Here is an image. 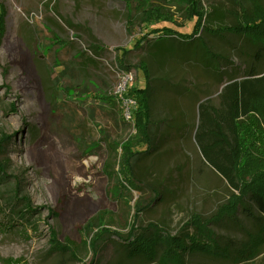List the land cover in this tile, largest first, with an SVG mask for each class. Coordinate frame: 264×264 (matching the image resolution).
<instances>
[{
  "label": "rangeland",
  "instance_id": "374dc122",
  "mask_svg": "<svg viewBox=\"0 0 264 264\" xmlns=\"http://www.w3.org/2000/svg\"><path fill=\"white\" fill-rule=\"evenodd\" d=\"M243 1L201 0L224 19L196 32L189 0H0V264H264V31L225 29L264 0Z\"/></svg>",
  "mask_w": 264,
  "mask_h": 264
},
{
  "label": "trees",
  "instance_id": "16d2710c",
  "mask_svg": "<svg viewBox=\"0 0 264 264\" xmlns=\"http://www.w3.org/2000/svg\"><path fill=\"white\" fill-rule=\"evenodd\" d=\"M239 0H232L233 3L235 4H239V6H241V12H245V7H244V1L243 2H238ZM189 4L191 6V9L193 11V15L197 16V29L196 32L198 31V29L200 28L202 23V20H206L208 23H213L215 21H217L218 23H221L222 20L224 19V13L223 11H221L222 9L220 8H216L215 11H213V13L211 11H207L203 5L201 0H189ZM234 15L237 16V13L234 12ZM225 29L229 30V31H236V32H240V33H244L246 35H253V34H257V33H261L262 31H264V13L263 12H258L257 13V17L256 20H251V18L246 19L244 18V20L240 23V24H232L230 26H225ZM195 32V30H194ZM190 38V37H187ZM186 39V38H185ZM125 97L130 98L132 101H134L135 103H140V104H144L145 101V90L143 89H134L133 91L125 94Z\"/></svg>",
  "mask_w": 264,
  "mask_h": 264
},
{
  "label": "bare ground",
  "instance_id": "6f19581e",
  "mask_svg": "<svg viewBox=\"0 0 264 264\" xmlns=\"http://www.w3.org/2000/svg\"><path fill=\"white\" fill-rule=\"evenodd\" d=\"M18 111L21 112V114H22L24 117H27V114H31V113H32L31 110L28 109L27 106H26L25 104H24L23 106H21V105L18 106ZM28 117H29V116H28ZM4 121H5L6 123H9L11 126H16L15 123H14V119H12V118H11V119H7V120L4 119ZM7 159H8L9 161H12V162L14 163L15 167L18 168V169H20V170H22V171L26 170V168H27V164H29V159H28L27 157H21L20 162H17V161L15 160V156L11 154V155L7 156ZM26 178H28V179H30V180H33L29 175H27ZM29 193H30L29 195H30L31 197H33V198H37L40 192L37 190L36 185H35V186H33V189L30 190ZM36 221H37V220L34 219L35 224H36ZM37 230H38V231H37L36 234H38V233L40 234V232H39L40 229H37Z\"/></svg>",
  "mask_w": 264,
  "mask_h": 264
}]
</instances>
